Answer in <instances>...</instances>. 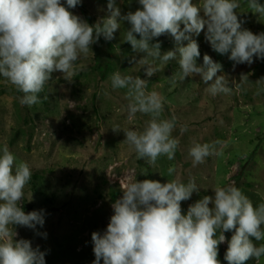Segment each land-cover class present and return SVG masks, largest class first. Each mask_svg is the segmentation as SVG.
I'll use <instances>...</instances> for the list:
<instances>
[{
    "label": "rangeland",
    "instance_id": "1",
    "mask_svg": "<svg viewBox=\"0 0 264 264\" xmlns=\"http://www.w3.org/2000/svg\"><path fill=\"white\" fill-rule=\"evenodd\" d=\"M61 2L67 8L66 0ZM236 2L242 28L254 34L264 32V16L253 13L247 0ZM258 2L264 5V0ZM193 3L202 4L203 0ZM107 4L108 0H80L77 7L68 10L94 26L110 15ZM115 5L122 15L142 7L138 0H115ZM200 15L206 19L202 9ZM130 27L123 21L111 41L101 35L88 54H81L75 62L71 81L61 72H53L38 94L40 103L31 107L22 105L24 94L0 76V154L7 145L16 163L30 165L31 179L18 204L25 213L43 210L44 215L43 227L15 226L18 236L14 239L29 240L33 248L39 246L46 253V264H93L92 233L103 235L106 231L114 214L112 204L128 182L149 179L166 183L179 177L187 183L194 177L199 192L181 202L182 214L205 195L214 196L216 186L238 187L254 207L264 203V83H256L264 78V59L254 57L250 65L236 64L228 59L230 53L221 55L211 48L205 39L206 27L199 36L191 34L199 44L197 64L203 65V56L209 55L222 64L217 75H225L233 85L231 94L213 96L206 91L212 81L205 84L200 76L184 81L177 78L172 83L170 79L180 70L178 59L165 66L157 61L154 66L161 70L148 77L146 66L131 62L145 54L134 52L125 42ZM157 42L162 54L177 47L169 34L153 38L150 44ZM187 43L183 40L180 46ZM117 71L148 80L147 91H156L164 98L161 118H177L172 136L179 140V146L173 160L160 156L151 165L123 143L126 137L122 129L142 130L150 117L137 113L128 120L127 90L112 89L109 79ZM117 125L121 130L114 131L112 127ZM184 125L187 131L181 133ZM216 140L222 141L217 146L220 155L209 156L193 167L188 154L193 141L203 144ZM169 167L175 168L172 175L167 173ZM223 234L226 241L219 244L217 258L228 264L224 254L233 232ZM250 239L256 246L264 244V240ZM245 264H264V256L250 258Z\"/></svg>",
    "mask_w": 264,
    "mask_h": 264
},
{
    "label": "clouds",
    "instance_id": "2",
    "mask_svg": "<svg viewBox=\"0 0 264 264\" xmlns=\"http://www.w3.org/2000/svg\"><path fill=\"white\" fill-rule=\"evenodd\" d=\"M79 3L66 0V8L61 0H0V76L24 94L22 105L40 103L38 94L53 72L59 71L71 81L81 54L86 56L101 35L113 40L123 21L131 25L125 42L134 52L145 54L131 62L146 66L148 77L161 70L154 66L157 61L165 66L178 59L180 70L170 79L172 83L177 78L184 81L200 76L205 84L212 81L206 91L213 96L231 94L233 85L225 75H217L222 64L209 55L203 56V65L197 64L199 44L191 34L199 36L206 27L205 39L211 48L221 55L230 53L228 59L236 64L250 65L254 57L264 59V32L254 34L242 28L236 0H203L202 4L193 0H138L142 7L126 15L121 14L115 0H108L110 15L94 26L68 10ZM247 3L253 13L264 16V5L258 0ZM201 9L206 19L200 15ZM165 34L174 38L177 47L162 54L161 44L150 41ZM183 40L188 41L186 46H180ZM109 79L112 89L127 90L129 121L137 113L150 117L142 130L122 129L126 137L123 143L151 165L160 156L173 160L179 146V140L172 136L177 118H161L164 98L156 91H147L148 80L138 76H122L117 71ZM256 83H264V78ZM112 128L121 130L118 125ZM180 130L187 131V126ZM221 144L220 140L203 144L193 141L188 151L193 167L209 156L220 155L217 146ZM174 172V167L167 169L168 175ZM31 175L30 165L16 163L5 145L0 154V264H46V253L39 246L33 248L29 240L14 239L18 236L15 226L35 230L37 225H44L43 210L25 213L18 204ZM212 190L214 196L205 195L182 214L181 202L199 192L194 177L187 183L179 177L166 183L149 179L128 182L112 204L114 214L106 231L103 235L92 233L93 264H101V260L103 264H221L218 246L226 241L223 233L229 231L233 235L224 254L228 264L259 260L264 256V244L256 246L250 237L264 240V203L254 207L234 185Z\"/></svg>",
    "mask_w": 264,
    "mask_h": 264
}]
</instances>
